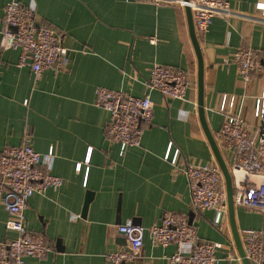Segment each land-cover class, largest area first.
Wrapping results in <instances>:
<instances>
[{
	"label": "crops",
	"instance_id": "1",
	"mask_svg": "<svg viewBox=\"0 0 264 264\" xmlns=\"http://www.w3.org/2000/svg\"><path fill=\"white\" fill-rule=\"evenodd\" d=\"M8 1L0 0V18ZM19 1L34 10L37 22L60 30L66 48L61 69L36 77L31 67L18 65V50L0 47V155L4 147L23 143L41 153L53 147L52 172L64 178L60 187L29 198L27 226L45 234L50 250L45 258L27 257L23 264H109V252L127 247L119 225L148 228L161 223L166 211L185 213L200 238L223 243L216 264H244L229 208L221 226L213 223V210L196 209L184 167L218 162L208 132L218 146L221 96L246 92L236 65L227 59L238 48L250 47L264 60V23L215 17L209 30L197 35L207 131L199 112L198 57L186 8L146 0ZM228 1L237 13L251 15L260 14L256 5L264 2ZM155 64L187 70L191 85L185 99L150 91L152 121L141 145L123 152L107 137L110 114L95 105V89L105 86L144 96ZM263 83L264 76L254 78L247 92L258 93ZM253 102L247 98L248 119ZM87 190L94 195L84 217ZM9 218L0 200V242L13 235ZM234 219L244 250L242 229L264 228V214L234 205ZM175 250V244L154 245L147 233L140 254L124 264H172L169 256Z\"/></svg>",
	"mask_w": 264,
	"mask_h": 264
},
{
	"label": "built area",
	"instance_id": "2",
	"mask_svg": "<svg viewBox=\"0 0 264 264\" xmlns=\"http://www.w3.org/2000/svg\"><path fill=\"white\" fill-rule=\"evenodd\" d=\"M156 5L190 7L196 35L202 36L215 17L230 20L246 17L264 23V2L256 9L260 14H239L228 0H146ZM34 10L19 0H10L0 18V47L19 51L18 65L31 67L36 77L48 69H61L66 48L62 32L50 24H37ZM228 61L236 65L245 87L242 95L223 93L219 105L224 115L216 133L218 146L229 169L233 184V202L248 210L264 214V83L258 93H248L254 78L264 76V60L260 51L240 47ZM147 93L134 95L121 89L97 86L94 103L110 114L107 137L117 141L124 152L129 146L141 145L145 127L153 118L150 91L157 90L167 99H185L191 85L189 72L164 64L149 71ZM253 98L251 119L247 118V98ZM54 148L41 153L30 143L10 145L0 155V200L10 212L7 227L13 231L0 242V264H23L27 257L45 258L50 250L45 234L27 226L25 211L34 193H45L60 187L64 178L52 172ZM78 163L77 168H81ZM192 203L196 209L214 211L213 223L223 224L228 212L226 181L217 161L189 163L184 167ZM127 247L106 255L109 264H124L136 259L148 233L154 245L175 244L169 256L172 264H216L219 241L200 238L195 225L185 213L166 211L161 223L148 228L131 223L119 225ZM244 252L251 264H264V228L242 229Z\"/></svg>",
	"mask_w": 264,
	"mask_h": 264
},
{
	"label": "water",
	"instance_id": "3",
	"mask_svg": "<svg viewBox=\"0 0 264 264\" xmlns=\"http://www.w3.org/2000/svg\"><path fill=\"white\" fill-rule=\"evenodd\" d=\"M187 12H188V17H189V25H190V33H191V37H192V41L197 53V57H198V67H199V92H200V107H199V112L203 121V124L206 127V130L208 131V128L205 124V120H204V110H203V79H204V60H203V55H202V51H201V47L199 44V40L197 38L196 35V31H195V27H194V23H193V17H192V11L190 9V7H186ZM38 25L41 23H37ZM210 141L212 143V146L214 148L218 163L220 164V167L222 169L225 181H226V187H227V193H228V205H229V212H230V220H231V225H232V229L234 232V236L236 239V243L240 252V256L242 257V260L244 262V264H251L250 261L247 259V257L245 256V252L243 250V247L239 241V236H238V231H237V226L235 223V219H234V202H233V184H232V177L231 174L229 172V169L218 149V146L214 140V138L212 137V135L208 132ZM93 191L91 190H87L86 191V197H85V202L83 205V209H82V216L86 217L87 215V211L89 208V204L93 198Z\"/></svg>",
	"mask_w": 264,
	"mask_h": 264
}]
</instances>
